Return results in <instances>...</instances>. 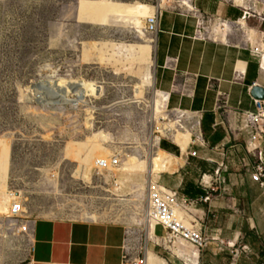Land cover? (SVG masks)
I'll return each mask as SVG.
<instances>
[{"label":"rangeland","instance_id":"obj_1","mask_svg":"<svg viewBox=\"0 0 264 264\" xmlns=\"http://www.w3.org/2000/svg\"><path fill=\"white\" fill-rule=\"evenodd\" d=\"M181 1L0 0V207L14 192L25 210L0 211V264L30 263V225L41 217L121 223L131 253L150 258L145 264L177 262L174 248L151 251L150 239L158 242L163 229L155 232L154 221L153 228L146 223L145 174L162 159L151 139L162 126L153 124L146 104L156 89L155 35L147 32L146 18L159 10L189 12ZM228 1L250 13L247 30L264 33V23L256 28L264 20V0ZM134 17L143 20V29L128 21ZM221 22L209 24L206 35L222 36L213 32ZM232 23L228 30L234 27L232 37L239 39L246 29ZM83 81L101 92L83 100L76 85ZM170 111L167 117L181 132L205 139L194 116ZM99 134L107 139H96ZM196 149V143L189 146ZM114 155L121 160L116 185L111 173L92 166Z\"/></svg>","mask_w":264,"mask_h":264},{"label":"crops","instance_id":"obj_2","mask_svg":"<svg viewBox=\"0 0 264 264\" xmlns=\"http://www.w3.org/2000/svg\"><path fill=\"white\" fill-rule=\"evenodd\" d=\"M192 5L194 12L161 14L155 34L157 90L152 101H160L166 117L168 107L171 114L182 117L197 119L201 115V128L205 115H212L213 121L207 132L202 128L204 142L189 151L194 136L202 140L201 132V138L189 130L183 129V133L178 123L167 117L175 124L172 138L182 140L177 145L164 138L159 150L171 155L176 169L155 174L159 176L153 182L196 201L190 212L201 222L209 242L199 252L189 246L183 248L185 254L179 249L182 259L176 258L175 263L168 260L171 264H264V188L253 182L244 168V163H253L246 150L248 135L230 134V130L237 132L240 113L256 112L253 87L264 89V33L247 30L250 18L243 19L245 10L231 1L193 0ZM202 18L222 20L213 30L222 36H201ZM232 22L246 29L239 39L232 37L234 27L228 30ZM263 23L261 20L256 28ZM255 49L263 53L256 54ZM227 104L229 107L219 112L218 108ZM233 112L236 120L231 123ZM180 151L182 157L176 155ZM189 152L197 155L189 156ZM221 166L225 167L222 177L226 184H214V191L205 189L202 177L214 178ZM208 194L210 200L204 202ZM30 235L29 264H122L128 231L116 222L41 217L31 223ZM151 245V251L159 254L160 245Z\"/></svg>","mask_w":264,"mask_h":264},{"label":"built area","instance_id":"obj_3","mask_svg":"<svg viewBox=\"0 0 264 264\" xmlns=\"http://www.w3.org/2000/svg\"><path fill=\"white\" fill-rule=\"evenodd\" d=\"M246 10L244 11L245 16ZM243 16V17H244ZM160 12L153 14L146 20V25L150 33L158 32L160 23ZM214 19H204L202 18L200 23L199 34L206 32V28L212 23ZM208 25H205V24ZM256 54H262L263 51L255 49ZM228 97L227 95H221L220 97ZM219 102V100H218ZM229 105L222 106L218 108L221 112V108H228ZM255 113H240L238 115L239 126L237 132L230 130V134L234 136L246 133L249 140L246 143V150L250 158L253 159V163H244V168L249 173L253 182L257 183L260 187L264 188V101L255 100ZM230 109V108H229ZM169 111V109H168ZM173 112V111H172ZM198 115V114H197ZM222 115V114H221ZM223 116V115H222ZM224 118V117H223ZM198 127L201 130V115L197 117ZM236 120V113L233 112V121ZM224 122L228 123L225 118ZM229 123V124H231ZM161 138L159 141V146L161 143ZM198 142H204V139L191 142L195 144ZM190 144V145H191ZM189 156L195 157L196 152H189ZM109 161L101 159L95 165V169L99 172H111L112 168L119 167L121 164L120 155L112 156ZM225 167L221 166L214 172V178L207 177L206 175L202 177L201 185L207 189L212 190L214 184L225 185L226 182L222 177V172ZM228 190V189H224ZM210 200V194L203 200L207 202ZM196 204V201L188 199L185 196H181L178 191L166 188L165 186L156 182V186L150 189L149 193V206H150V217L155 223L156 227H162L163 234L159 235L162 241L155 242L150 240L149 242H155L161 247L165 248V251L172 253L169 246H173L177 249L181 248L183 254L184 247L189 246L197 252L205 249L208 245L209 239L203 232V227L201 222L190 212V208ZM14 214H20L24 211L23 203L17 202L12 207ZM192 214L194 217L190 216ZM148 248V244H147ZM149 249V248H148ZM173 254V253H172ZM175 255V254H174ZM177 258L182 259L178 255ZM122 264H145V256L139 257L131 253L129 247L126 244V250L123 257Z\"/></svg>","mask_w":264,"mask_h":264},{"label":"bare ground","instance_id":"obj_4","mask_svg":"<svg viewBox=\"0 0 264 264\" xmlns=\"http://www.w3.org/2000/svg\"><path fill=\"white\" fill-rule=\"evenodd\" d=\"M192 3H193V0H182L179 5L182 6V8H184L185 10H187L189 12H194V7H193ZM159 11H157V13ZM152 15H149L147 18H149ZM246 17H250V13L247 12V11H246L245 16L243 17V19H245ZM147 18H146V20H147ZM128 21L130 23H132L136 28H138L140 30L144 28V22L139 17H134V18H132V19H130ZM208 27L206 28V32H202L201 33V36L205 35L208 32L207 31ZM146 29H147V32L149 34H151V35H155L156 34V33H150L148 31V28H146ZM64 85H66V82L61 81L59 86H58V89H59L60 92L65 90ZM76 85H77V92H78L79 95H81V98L83 100L87 99V98L96 97V95L101 92L93 83H89V82L83 81V82L77 83ZM66 89H68V88H66ZM146 104H147V106L149 108H151L153 124L157 123L158 125L162 126L160 131H159L160 135H156L154 132H152V136H151L152 142L155 145H158V148H159V141L161 139V136H164V138H171L173 136V131H174V128H175V124L171 123L170 121H168V118L163 115L162 110H161L162 106H161V103H160V101L158 99H155L154 101L151 100L150 102L146 101ZM167 111H168V107H167ZM178 114H180V113H174V114H171V115L176 116ZM99 137L107 139V136L105 134L97 135L96 139H99ZM151 154H154V153L151 152ZM157 154L162 156V159L159 160V161L157 160L158 162L156 164H151L150 169L145 174L146 175L145 176V185L147 187V193L148 192L150 193V189H153L155 187V184H154V182L152 181V178H151L152 175L158 174V173H162V172H173L176 169V162H174L173 159H170L171 158L170 154H167V153H165L163 151H160V150L157 151ZM111 158H113V157L105 158L104 160L109 161ZM97 162H95L92 166L94 167L97 164ZM92 166H90L88 168L86 167L85 176L89 175V172H90ZM116 168H112V171L110 172L112 174V181L114 182L115 185H116V182H115V179H114V171L117 170ZM124 172L126 174L131 175V174H133V173H135L137 171L124 170ZM116 178H117V175H116ZM5 192H8V191H5ZM18 198H19V196L17 194H15L14 192H10L9 197L6 200V201H8V203L6 205H3V206L0 207L1 213L4 214V215H12V214H14L13 210H12V207L14 206V204L17 203V202H14V200H16ZM147 198H148V207H147L146 223H147V225L148 224L151 225V222L153 220L150 217L149 194H148ZM20 203H22V202H20ZM24 212H25V210L22 213H24ZM150 240H152V239H150ZM159 241H162L161 237L159 238L158 242ZM169 247H170L171 251H173L172 248H174L175 254L178 255V256H181V254L179 253L180 252L179 249H177V248H175L173 246H169ZM175 250H177V251H175Z\"/></svg>","mask_w":264,"mask_h":264},{"label":"trees","instance_id":"obj_5","mask_svg":"<svg viewBox=\"0 0 264 264\" xmlns=\"http://www.w3.org/2000/svg\"><path fill=\"white\" fill-rule=\"evenodd\" d=\"M213 121V116L212 115H205L203 120H202V128H203V131L204 132H207V130L209 129L210 127V124L212 123ZM161 147L163 149H166V145H164V143L161 144ZM179 156V154H176ZM191 187L188 189V191H186L187 193H189L191 191Z\"/></svg>","mask_w":264,"mask_h":264},{"label":"water","instance_id":"obj_6","mask_svg":"<svg viewBox=\"0 0 264 264\" xmlns=\"http://www.w3.org/2000/svg\"><path fill=\"white\" fill-rule=\"evenodd\" d=\"M251 97L256 101H264V89L261 87H253Z\"/></svg>","mask_w":264,"mask_h":264}]
</instances>
